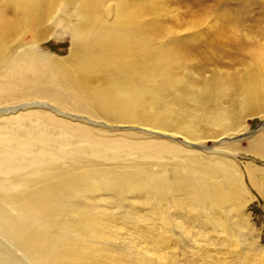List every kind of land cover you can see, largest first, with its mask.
<instances>
[{
    "label": "bare ground",
    "instance_id": "bare-ground-1",
    "mask_svg": "<svg viewBox=\"0 0 264 264\" xmlns=\"http://www.w3.org/2000/svg\"><path fill=\"white\" fill-rule=\"evenodd\" d=\"M103 1L111 0H0V100L17 84L105 122L150 131L146 138L126 143L49 114L45 121L40 113H21L0 122V264H145L112 244L120 238L116 230L123 228L111 215L119 202L127 203L126 215L145 218L137 205L150 201L151 210L163 214L160 222L195 220V210L208 220L214 215L215 221L226 216L225 208L243 210L252 198L242 183L244 175L260 187L256 165L248 164L244 174L233 168L237 152L232 146L251 137L243 118L264 115V27L250 43L245 35L232 38L235 33L224 29L229 43L248 49L243 71L195 79L188 77L190 69L175 50L186 49L180 47L183 42L171 34L158 41L165 28L153 13L145 7L125 12V0L103 8ZM60 3L69 11L64 15L57 9L50 25L34 31ZM55 22H63L71 39L65 59L51 60L34 49L14 56L4 50L21 24L36 42ZM199 118L219 126L212 138L229 143L227 151L214 146L209 152L196 144L205 137ZM251 142L264 146L260 137ZM121 154L151 159L152 170L137 166L121 175L92 169L87 162ZM82 161L86 163L79 165ZM157 254L156 264H167L166 254Z\"/></svg>",
    "mask_w": 264,
    "mask_h": 264
},
{
    "label": "rangeland",
    "instance_id": "rangeland-1",
    "mask_svg": "<svg viewBox=\"0 0 264 264\" xmlns=\"http://www.w3.org/2000/svg\"><path fill=\"white\" fill-rule=\"evenodd\" d=\"M102 4L104 8L114 3L111 0L103 1ZM123 4L125 12L136 13V7H145L150 11L149 15L153 13L157 24L165 28V36L158 41L161 42L171 34L183 42L180 47L186 49L175 50L184 65L190 69L188 77L195 79H204L216 71L233 75L234 72L243 71L248 63V49L238 47V44L231 40L229 43L227 39L230 35L224 32V29L235 33L232 38H236L238 34L245 35L250 43L259 34L257 30L264 27V0H125ZM57 9L64 15L69 11L62 3L56 5L50 14L36 25L34 31L50 25L47 24L48 19L54 16ZM3 12L11 14L7 8H4ZM114 14L115 9L109 13L106 21H111ZM31 37L32 33L26 31L21 24L20 28L12 31L3 48L10 51L12 56L28 49L43 53L51 60H63L68 56L71 39L64 29L63 22L59 24L55 22L45 37L36 42H32ZM246 42L243 40L244 45ZM250 47L251 45H248V48ZM236 77L238 76H234ZM262 96L264 95H260ZM59 108H62L61 113L56 111ZM21 113H40V119L44 121L46 120L44 114H49L54 119L63 118L62 120L71 124H82L90 128L95 136L119 138L126 143L142 140L146 138L144 135L149 136L150 132H136L135 128H140L138 126L105 122L102 118L91 116L80 109L70 108L62 101L53 100L46 94L36 92L31 87L15 84L14 89L0 100V122L2 124L11 121ZM262 113L263 111L243 118L245 128L251 137L245 139L243 136L232 146L233 151L237 152V165L233 168L240 169L244 174L248 164H252L257 166L256 173H259L256 180L260 187L250 184L244 175L242 183L252 198L245 203L243 210L232 211L229 207L225 208L223 212L226 216L215 221L214 215H209L211 219L208 220L202 211L195 210L193 213L195 220L181 217L180 220L169 221L167 218L168 220L160 222L162 218L160 215L163 214L152 211L153 205L150 201L137 205L138 211L146 214L145 218L133 215L132 212L126 215L124 210L128 208L127 203L121 201L114 207L111 215L113 223L123 228L116 230L120 238L118 242L112 244L115 243L116 247L127 254L138 255L146 261L145 264H156L157 257L160 256L157 253L166 254L167 264H264V146L261 142H251L256 137L264 141ZM77 117L82 120L79 121ZM200 125V134L205 137L196 144L202 143L209 152H214V146H220L219 148L227 151L229 143H218L219 138H212L211 131L219 133V126L205 123L201 119ZM129 126L133 128L128 129ZM109 127L113 130H108ZM176 139L186 141L179 135H176ZM251 144L253 147L250 148ZM193 148L196 149L194 146ZM95 159L98 158L87 161L93 166L92 169L118 171L117 173L121 175L133 172L137 166L149 167V170L153 167L151 159L125 157L123 154L116 159L101 158L97 161ZM85 163L86 161H82L79 165ZM72 168L76 171L80 167ZM167 213L173 214V211L167 210ZM217 215H222V212L217 211ZM1 242L9 249L8 244ZM10 251L19 256L11 247Z\"/></svg>",
    "mask_w": 264,
    "mask_h": 264
}]
</instances>
